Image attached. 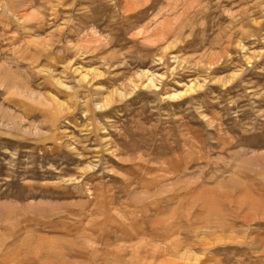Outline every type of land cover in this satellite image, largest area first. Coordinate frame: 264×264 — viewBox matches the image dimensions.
<instances>
[{
  "label": "rangeland",
  "instance_id": "374dc122",
  "mask_svg": "<svg viewBox=\"0 0 264 264\" xmlns=\"http://www.w3.org/2000/svg\"><path fill=\"white\" fill-rule=\"evenodd\" d=\"M0 264H264V0H0Z\"/></svg>",
  "mask_w": 264,
  "mask_h": 264
}]
</instances>
